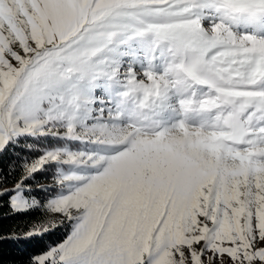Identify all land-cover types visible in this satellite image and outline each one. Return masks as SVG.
Returning a JSON list of instances; mask_svg holds the SVG:
<instances>
[{
    "label": "snow or ice",
    "instance_id": "6c2138e0",
    "mask_svg": "<svg viewBox=\"0 0 264 264\" xmlns=\"http://www.w3.org/2000/svg\"><path fill=\"white\" fill-rule=\"evenodd\" d=\"M218 4L264 18V0H0V153L39 150L28 138L79 145L23 163L24 179L56 164L58 191L51 215L5 239L41 244L70 224L28 264H264V37L234 32L219 7L205 15ZM185 50L205 66L202 94L242 102L230 128L145 127L128 107L167 95L168 65ZM24 187L9 196L13 213L38 204Z\"/></svg>",
    "mask_w": 264,
    "mask_h": 264
},
{
    "label": "trees",
    "instance_id": "16d2710c",
    "mask_svg": "<svg viewBox=\"0 0 264 264\" xmlns=\"http://www.w3.org/2000/svg\"><path fill=\"white\" fill-rule=\"evenodd\" d=\"M23 143L22 140L21 144ZM27 143L34 144L39 150L9 146L3 153H0V192L9 191V195H0V264H28L31 256L45 252L49 244L54 245L60 242L66 235L65 230L57 228L39 238L43 240L41 244L5 239L13 233L23 235L32 225L40 222L43 216L42 209L31 208L22 213H13L9 208V196L15 190L14 186L17 182L25 175L23 168L25 159L30 162L41 155V150L45 147L50 148L65 143L79 146L73 142L56 141L50 137L41 138L39 141L28 138ZM10 165L14 166V171ZM56 169V164H47L42 170L33 174L32 178L24 179L23 184L30 187V190L27 189L24 192H34L33 194L41 200L56 193L58 190L56 185L44 184L54 179ZM36 185L39 187L36 188Z\"/></svg>",
    "mask_w": 264,
    "mask_h": 264
},
{
    "label": "clouds",
    "instance_id": "9594fccd",
    "mask_svg": "<svg viewBox=\"0 0 264 264\" xmlns=\"http://www.w3.org/2000/svg\"><path fill=\"white\" fill-rule=\"evenodd\" d=\"M217 7L223 10L219 14L229 17L225 21L226 25L237 33H244L243 22L251 23L264 19L252 20L249 18L247 8L229 4H218L205 8V15H218L215 11ZM168 69L167 75L163 78L164 87L168 89L167 94L178 98L177 115L185 122L195 120L200 125L194 130L199 131L203 125L216 122L225 128H230L243 118L244 109L239 99L224 95L211 97L201 94L200 85L206 76V70L203 61L195 58L191 51L180 52L177 62L168 65ZM125 100L131 110L143 113L142 123L145 127L152 126L155 119L150 108L140 109L133 97H127ZM172 135H179V131L173 132Z\"/></svg>",
    "mask_w": 264,
    "mask_h": 264
},
{
    "label": "rangeland",
    "instance_id": "374dc122",
    "mask_svg": "<svg viewBox=\"0 0 264 264\" xmlns=\"http://www.w3.org/2000/svg\"><path fill=\"white\" fill-rule=\"evenodd\" d=\"M243 31L245 32V33H250V34H255V35H258V36H262V37H264V19H262V20H260V21H256V22H243ZM252 26V27H251ZM239 27V26H238ZM13 63H15L14 61H13ZM144 67H147V64H146V62L144 61V59H143V53L141 54V60H140V62H139V65L138 66H136V70H137V72H138V74H140V78H143V79H146V78H144L143 76H142V72H141V69L140 68H144ZM152 67H153V69L155 70V71H157V72H160V71H162V63H161V61H159V60H157L156 62H154V64L152 65ZM202 94V93H201ZM95 95H96V97L99 99V100H104V101H106V96H105V94L103 93V89H101V88H97L96 89V92H95ZM161 97H164V99H165V97H167V99H165V100H161L160 99V97L159 98H157V99H155L154 101H152V103H151V105H150V110H151V112H152V114H153V116H154V119L155 120H158L159 122H160V124H161V126L162 127H170L173 123H175L180 117L177 115V112H178V109H177V104H178V98L176 97V96H174V95H172V94H167V95H165V96H161ZM197 98H199V97H197ZM163 99V98H162ZM154 103V104H153ZM152 105H155V106H152ZM158 105H159V107L160 108H163V109H165L166 110V112L165 111H163V109H160V108H158ZM171 105V106H170ZM163 106H165V107H163ZM94 107L95 108H99L100 107V104L99 103H97V104H95L94 105ZM156 111V112H155ZM170 112V113H169ZM160 113V114H159ZM94 115L96 114L95 112L93 113ZM156 114V115H155ZM166 114V115H165ZM171 114V115H170ZM105 115H107V114H105ZM162 115V116H161ZM64 145V144H63ZM63 145H60V146H63ZM70 145V144H69ZM71 147H73V148H75V147H79V146H72V145H70ZM53 147H55V146H53ZM51 148V147H50ZM41 155H42V153H41ZM40 156V155H39ZM38 156V157H39ZM38 157H36V158H38ZM35 159V158H34ZM34 159H32L30 162H28V163H31ZM66 167V166H65ZM25 176V175H24ZM24 176L20 179V181L22 180V181H24ZM45 185H56L55 184V182H54V179L53 180H51V181H47V182H45L44 183ZM16 186V185H15ZM15 186H14V188H15ZM23 186H25L24 187V191L25 190H30V187L28 186V185H24L23 184ZM39 187V185H36V188H38ZM23 191V195L26 197V198H29V199H31V198H35L37 201H38V204H37V206L36 207H33V209H42V212H43V216H42V219L40 220V222L41 221H43L45 218H46V216H48V215H51L50 213H47L46 212V209H45V204H46V201L51 197V196H53V195H55L56 193H53L52 195H50V196H46V198L45 199H43V200H41V199H39V198H37L36 197V195H34L33 193L34 192H32V193H30V192H27V193H25ZM58 191V190H57ZM56 191V192H57ZM60 217H59V215L57 214V219H59ZM40 222H38V223H40ZM38 223H36V224H38ZM59 228H61V229H63V230H65L66 231V235L68 234V231L70 230V224L69 223H65L63 226H61V227H59ZM66 235H65V237H66ZM64 237V238H65ZM63 238V239H64ZM63 239L60 241V242H58V243H56V244H54V245H52V246H55V245H57V244H59V243H61L62 241H63ZM48 249H46V251H47ZM220 264H229V261H228V258L227 257H224V258H222V260L220 261Z\"/></svg>",
    "mask_w": 264,
    "mask_h": 264
},
{
    "label": "bare ground",
    "instance_id": "6f19581e",
    "mask_svg": "<svg viewBox=\"0 0 264 264\" xmlns=\"http://www.w3.org/2000/svg\"><path fill=\"white\" fill-rule=\"evenodd\" d=\"M162 98H163V99H162ZM160 99H161V100H165V99H167V97H165V99H164V97H160ZM153 104H154V103H153ZM152 106H155V105H152ZM170 106H171V105H170ZM163 107H165V106H163ZM158 108H160L159 105H158ZM160 109H163V108H160ZM155 112H156V111H155ZM169 113H170V112H169ZM159 114H160V113H159ZM155 115H156V114H155ZM165 115H166V114H165ZM170 115H171V114H170ZM161 116H162V115H161Z\"/></svg>",
    "mask_w": 264,
    "mask_h": 264
}]
</instances>
